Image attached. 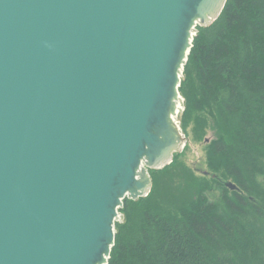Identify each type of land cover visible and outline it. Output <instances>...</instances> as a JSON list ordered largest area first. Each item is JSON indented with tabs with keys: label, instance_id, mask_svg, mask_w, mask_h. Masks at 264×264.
Returning <instances> with one entry per match:
<instances>
[{
	"label": "water",
	"instance_id": "water-1",
	"mask_svg": "<svg viewBox=\"0 0 264 264\" xmlns=\"http://www.w3.org/2000/svg\"><path fill=\"white\" fill-rule=\"evenodd\" d=\"M227 1L0 0V264L108 263L124 199L184 147L183 68Z\"/></svg>",
	"mask_w": 264,
	"mask_h": 264
},
{
	"label": "trees",
	"instance_id": "trees-1",
	"mask_svg": "<svg viewBox=\"0 0 264 264\" xmlns=\"http://www.w3.org/2000/svg\"><path fill=\"white\" fill-rule=\"evenodd\" d=\"M179 91L183 130L190 134L195 118L202 130L217 129L209 161L237 188L221 185L218 201L200 191L164 210L158 178L186 146L149 170L148 196L124 199L107 264H264V0H228L213 23L197 26Z\"/></svg>",
	"mask_w": 264,
	"mask_h": 264
},
{
	"label": "rangeland",
	"instance_id": "rangeland-1",
	"mask_svg": "<svg viewBox=\"0 0 264 264\" xmlns=\"http://www.w3.org/2000/svg\"><path fill=\"white\" fill-rule=\"evenodd\" d=\"M180 98L183 101V104L179 105L182 111L177 112L175 120L179 122L186 142L182 150L176 152L174 157L176 154L182 153L186 146L189 149L186 150V154L179 160L178 165L173 170L158 178L159 198L165 206L164 210H174L176 207L186 204L194 199L200 191L206 193L209 199L218 201L222 194V186L227 187L232 181L220 169L218 161L212 162V164L209 161L208 145L218 135L217 129L208 127L202 130L201 123L195 118L189 126L190 134L185 132L181 125V116L185 110V98L181 93ZM121 220H123V215L119 211L117 221Z\"/></svg>",
	"mask_w": 264,
	"mask_h": 264
}]
</instances>
